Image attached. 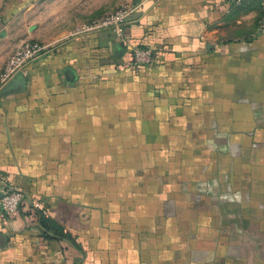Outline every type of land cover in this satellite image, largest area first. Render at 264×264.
Wrapping results in <instances>:
<instances>
[{"label": "crops", "instance_id": "0c3cea01", "mask_svg": "<svg viewBox=\"0 0 264 264\" xmlns=\"http://www.w3.org/2000/svg\"><path fill=\"white\" fill-rule=\"evenodd\" d=\"M46 1L0 0V74L48 45L0 86V183L24 195L0 264H264L261 0H148L121 39L66 40Z\"/></svg>", "mask_w": 264, "mask_h": 264}, {"label": "built area", "instance_id": "2783aa9c", "mask_svg": "<svg viewBox=\"0 0 264 264\" xmlns=\"http://www.w3.org/2000/svg\"><path fill=\"white\" fill-rule=\"evenodd\" d=\"M148 0H138L132 4H126L120 7L110 16L104 18L99 24L87 28L84 31L90 32L100 29H106L116 38L121 39L125 26L130 23L139 7ZM262 16L259 21V28L264 30V0H261ZM48 47L38 42H26L22 44L10 56L0 74V86L7 84L18 73L23 70L34 60L45 55ZM155 54L153 49L146 46L135 47L131 50L130 66L134 68H146L153 65ZM24 195L20 189L8 188L5 184L0 183V220L6 221L12 218L20 209ZM38 208L39 204H34Z\"/></svg>", "mask_w": 264, "mask_h": 264}, {"label": "rangeland", "instance_id": "374dc122", "mask_svg": "<svg viewBox=\"0 0 264 264\" xmlns=\"http://www.w3.org/2000/svg\"><path fill=\"white\" fill-rule=\"evenodd\" d=\"M133 2L134 0H48L43 4L47 12L44 38L50 39L60 31L62 32L57 40L86 33L85 29L99 24L123 5ZM40 44L48 47L43 42Z\"/></svg>", "mask_w": 264, "mask_h": 264}]
</instances>
